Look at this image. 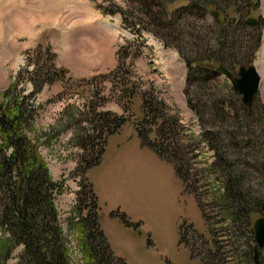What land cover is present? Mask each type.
<instances>
[{
  "label": "rangeland",
  "instance_id": "rangeland-1",
  "mask_svg": "<svg viewBox=\"0 0 264 264\" xmlns=\"http://www.w3.org/2000/svg\"><path fill=\"white\" fill-rule=\"evenodd\" d=\"M165 1L169 3L168 13L176 14L170 22L176 16L179 18L181 54L191 60L199 58L208 45L212 52L215 19L208 12L200 13L197 6L189 4L190 0ZM218 1L220 4L213 10L224 13L235 27L240 15L253 16L256 20L250 23L251 30L259 32L250 62L256 68L259 82L251 101L254 122L244 137L245 146L230 141L232 127L226 123L231 120L226 118L219 125L208 109L210 100L228 96L229 107L237 110L240 95L229 93L228 87H232L228 80L215 71L196 72L194 76L203 81L186 84L185 65L177 50L164 46L148 31L137 32L140 37L134 32L138 24L144 26L138 18L144 20L145 16L127 0H0V91L14 85L15 91L28 96L26 102L32 104L33 125L43 134L38 152L50 176L61 179L64 187L55 196L54 204L69 264L83 263L75 235L64 222L78 201L76 192L83 163L92 158L97 148L81 150L76 136L78 128L84 127L85 134L93 137L92 125L84 120L105 111L110 116H123L125 121L106 136L98 162L87 167L84 176L95 196L98 226L112 254L126 264L249 263L248 254L246 257L244 253L254 244L251 223L260 212L250 213L248 220L238 223L232 217L225 218L215 206L217 194L223 189L224 174L220 168L223 155H217L213 146H220V153H225L232 168L246 182L243 188L249 196L258 195V191L264 195V184L257 183L264 179V0L245 1L247 7L244 1ZM235 4L239 11H235ZM98 6L113 12L103 14ZM178 7V13L174 12ZM124 40L131 43L126 48L128 56L114 78L108 74L114 70L115 52ZM46 48L53 55L52 62L49 61L57 73L52 75V81L35 90L33 85L40 76L30 77L29 72L33 66L48 65L42 52ZM34 49L36 54H29ZM226 62L233 75L239 66H248ZM189 65L194 67L193 63ZM122 81L126 86L121 87ZM143 89L166 106L163 115H156L153 122L142 120L139 93ZM201 103L204 108H199ZM76 110L81 112L80 117ZM135 124L146 139L156 144L161 142L156 136L158 127H166L164 142H174L187 158L186 165H182L187 189L172 164L142 144ZM206 130L223 139L208 140ZM241 134L242 131L236 140H242ZM98 142L93 141L96 145ZM193 191L199 196V209ZM122 213L130 225L122 221ZM181 231L184 235L181 234L179 243ZM21 249V245L14 247L5 264H17Z\"/></svg>",
  "mask_w": 264,
  "mask_h": 264
},
{
  "label": "trees",
  "instance_id": "trees-1",
  "mask_svg": "<svg viewBox=\"0 0 264 264\" xmlns=\"http://www.w3.org/2000/svg\"><path fill=\"white\" fill-rule=\"evenodd\" d=\"M127 1L137 12L141 10L139 13L146 17H142L144 20L138 18L144 26L138 24L134 32L148 31L155 38L160 39L164 46H173L177 50L185 65L186 84L195 83L198 80L203 81L202 78L194 76L196 72L202 74L213 71L218 72L216 68L219 66L229 70L226 61H229V65H250L252 55L258 45L259 32L251 30L253 24L247 25L245 18H242L241 15L237 18V27H235L231 19L216 10L217 14L223 15L221 18L214 20L215 38H213L214 47L212 52H210L208 45L204 50L205 54L202 52L203 55L199 54V58L193 57L191 60L185 58L180 52L182 30L178 22V16L170 22L172 16L176 14L168 13V1ZM239 1H244V7L248 6L247 2H245L248 0ZM254 2L256 3V1ZM189 4L197 6L200 13L208 12L211 14L220 2L218 0H190ZM234 6L235 11H239V6L237 4ZM98 8L101 9V6H98ZM107 11L111 14L113 9H101L103 14L108 13ZM178 11L179 7L175 8L174 12L178 13ZM156 15L157 17H155ZM162 18L165 19L162 21ZM122 20H125V18L123 17ZM128 23L130 24V21ZM133 25L135 26V24ZM137 36L140 37L138 33ZM130 44L129 41L124 40V43L119 45L115 52L116 65L113 68V72L108 75H112L114 78L118 77L115 74L120 72L123 65L122 61L124 57L128 56L126 48ZM36 50L34 49L29 54H36ZM48 51V48L42 50L43 56L48 59V65L44 67L42 65L33 66L29 72L30 77L40 76L36 85H33L35 90L40 84L52 81V75L57 73L53 72L51 67L53 55ZM138 53L136 52V55ZM222 54L226 57H223ZM46 59L44 58V60ZM191 63H193V68L189 65ZM35 65H37L36 62ZM57 70L61 71V69ZM15 82H17V79ZM124 86L126 85L122 81L121 87ZM147 86L148 89H152L150 85ZM228 91L237 95L230 87H228ZM18 93V91H15L14 85L0 91V264H5V261L17 245L22 246L17 264H69L68 253L64 244V233L54 204L55 196L64 190L63 183L61 179L54 180L50 176L46 163L38 152V146L41 144L40 137L43 134L37 132L33 125L35 112L32 104L26 102L28 96ZM139 95L141 98L142 120L153 122L156 115L162 114L166 106L162 100L158 98L152 99L153 97L149 96L147 89L140 91ZM186 103L193 111L194 108L188 98H186ZM230 103L228 96L226 98L212 99L208 109L212 112L215 122L219 125L225 123L226 118H229L231 120L230 124L226 123V126L232 127L229 130L230 141L234 145L245 146L244 137L248 135V129L254 122L251 110L253 102L249 106H244L239 101L236 111L229 107ZM201 107L204 108L203 103L199 104V108ZM194 111L193 113L197 115ZM76 113L79 117L81 116L79 110H76ZM93 117V119L84 121H88L92 125L90 129L95 131L92 136L96 140L98 139L99 142L97 145L94 144L93 141L95 139L91 135L85 134L87 129L84 127L78 128L79 134L76 137L79 148L83 151L88 147L97 148H94L92 158L83 163V175L79 182V189L76 192L79 202L77 201L76 205L73 206L71 215H68L64 223L68 231L75 235L76 247L83 264H126L121 257L112 254L98 226L95 196L84 176V170L98 162L106 136L117 131V128L125 121V118L123 116H110L109 112L106 111L96 112ZM174 120L172 118L173 122ZM79 122L80 120H77V123ZM208 124L215 125L213 122ZM134 126L137 127L135 130L142 144L151 149L159 158L170 162L181 184L183 183L187 189V177L183 173L185 170L182 168L183 164L186 165L185 160L187 158L183 157L174 142H171L173 146H171V143L164 142L167 140V137H165L166 127L163 125L158 127L156 136L160 137L161 142L156 144L145 138V134L139 125L135 124ZM169 129L171 130L172 128ZM206 131L205 137L208 140L219 142L223 139L221 136L214 137L212 131ZM240 131H242V140H236ZM213 148L216 149L217 155H223V165L220 168H223L224 174L223 189L222 192L217 194V202H214L215 206L220 211L222 210L225 218L229 219L232 217L238 223H242V220H248L249 214L253 212H260V215H263L264 195L258 191V195L249 196L243 188V186L246 187V182H243L239 173L232 168L233 165L229 163L225 153H220V146H213ZM262 168H264V164H262ZM257 183L264 184V179ZM84 189L85 192H83ZM192 193L199 209V206H201L199 196L194 191ZM85 197L86 202L84 200ZM120 216L126 225H130L123 213ZM203 216L206 219L205 214ZM182 233L184 232L181 231L179 234V243H181L180 236ZM251 241H254L253 237ZM185 244L187 245L186 242ZM244 254L246 257L248 254V264H264L263 247L257 248L255 243H252L248 246L247 253ZM261 254H263V257Z\"/></svg>",
  "mask_w": 264,
  "mask_h": 264
},
{
  "label": "water",
  "instance_id": "water-1",
  "mask_svg": "<svg viewBox=\"0 0 264 264\" xmlns=\"http://www.w3.org/2000/svg\"><path fill=\"white\" fill-rule=\"evenodd\" d=\"M211 15L216 18L217 12L213 11ZM255 20V17L249 16L245 21L250 24L255 22ZM216 69L228 80L232 89L240 95L241 103L244 106H249L259 82V75L255 67L253 65L239 66L235 75L220 66ZM251 229L256 247L262 248L264 246V215L254 218L251 223Z\"/></svg>",
  "mask_w": 264,
  "mask_h": 264
},
{
  "label": "flooded vegetation",
  "instance_id": "flooded-vegetation-1",
  "mask_svg": "<svg viewBox=\"0 0 264 264\" xmlns=\"http://www.w3.org/2000/svg\"><path fill=\"white\" fill-rule=\"evenodd\" d=\"M264 215V214H263Z\"/></svg>",
  "mask_w": 264,
  "mask_h": 264
}]
</instances>
